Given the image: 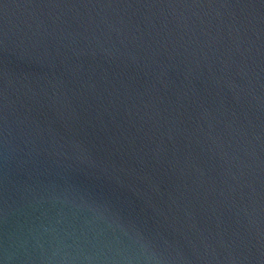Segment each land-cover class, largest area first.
I'll return each instance as SVG.
<instances>
[{"label": "water", "instance_id": "water-1", "mask_svg": "<svg viewBox=\"0 0 264 264\" xmlns=\"http://www.w3.org/2000/svg\"><path fill=\"white\" fill-rule=\"evenodd\" d=\"M0 264H264V0H0Z\"/></svg>", "mask_w": 264, "mask_h": 264}]
</instances>
